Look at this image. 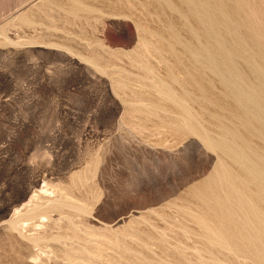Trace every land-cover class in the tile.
<instances>
[{
	"label": "rangeland",
	"instance_id": "obj_1",
	"mask_svg": "<svg viewBox=\"0 0 264 264\" xmlns=\"http://www.w3.org/2000/svg\"><path fill=\"white\" fill-rule=\"evenodd\" d=\"M0 264H264V0H0Z\"/></svg>",
	"mask_w": 264,
	"mask_h": 264
},
{
	"label": "bare ground",
	"instance_id": "obj_2",
	"mask_svg": "<svg viewBox=\"0 0 264 264\" xmlns=\"http://www.w3.org/2000/svg\"><path fill=\"white\" fill-rule=\"evenodd\" d=\"M259 102V101H258ZM260 118V117H259ZM186 123V122H185Z\"/></svg>",
	"mask_w": 264,
	"mask_h": 264
}]
</instances>
